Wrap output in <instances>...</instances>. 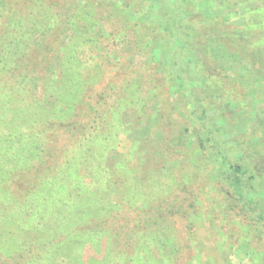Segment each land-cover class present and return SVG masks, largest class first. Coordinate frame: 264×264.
<instances>
[{
  "label": "trees",
  "instance_id": "16d2710c",
  "mask_svg": "<svg viewBox=\"0 0 264 264\" xmlns=\"http://www.w3.org/2000/svg\"><path fill=\"white\" fill-rule=\"evenodd\" d=\"M138 4L153 22L149 21L152 34H141L137 40L132 24L140 23L126 16L131 11L127 0L110 2L116 13L112 18L99 16L91 0H0V76L32 85V96H26L32 103L18 111L17 127H7L0 135V264H55L59 259L67 264H192L177 259L173 253L177 243L171 236L161 239L163 249L172 255L167 261L150 258L148 247L138 241L133 253L124 251L119 242L126 234L113 236L106 226L133 219L128 213L121 215L119 206L133 204L125 199L134 171L122 157L106 162L117 134H128L124 113L131 110L144 117L150 112L154 119L172 99L185 100V120L199 137L195 147L210 150L204 168L192 172L189 187L200 189L202 178L213 172L214 186L222 188L221 202L212 203L216 212L212 219L199 210L202 204L189 205L186 211L194 212L189 215L178 205L180 195L175 193L176 200L169 203L164 193L170 184L154 179L148 188H162L165 199L158 190L156 198L155 193L143 195L148 209L168 206L166 216L182 213L187 224L193 219L202 225L224 221L226 211L236 212L237 232L223 227L216 237L235 238L247 246L248 264H264V150L246 147L216 127L222 111L215 110L214 95L222 84L205 78L203 65L191 59L196 46L188 27L193 19L185 16L184 4L177 0L160 1L158 6L152 0ZM121 15L127 21L118 30L115 19ZM161 25L165 29L160 36ZM161 45L167 46L165 58ZM12 86L0 83V95L8 97ZM28 111L33 112L34 127H26ZM193 151L190 156H195ZM117 191L125 194L123 200L114 196ZM82 220L101 229L84 228ZM189 240L178 247L185 250Z\"/></svg>",
  "mask_w": 264,
  "mask_h": 264
},
{
  "label": "rangeland",
  "instance_id": "374dc122",
  "mask_svg": "<svg viewBox=\"0 0 264 264\" xmlns=\"http://www.w3.org/2000/svg\"><path fill=\"white\" fill-rule=\"evenodd\" d=\"M91 1L95 3V11L99 16L108 15L112 18L116 13L109 7L110 2L122 0ZM139 1L127 0L131 5V11L126 13L132 21L136 20L140 23L139 26L132 24L133 32H137V40L141 34H152L149 28L152 17L141 13L138 8ZM152 1L158 6L160 1L170 2L171 0ZM177 1L184 4L185 16H191L193 19L192 27H188L191 41L196 46L191 59L203 65L205 78L208 76L211 80L222 84L214 95L218 97V100L214 102V108L215 110L220 108L222 111V120L216 127H220L226 137H234L233 140L243 142L246 147L264 150V0ZM137 13L141 15L137 16ZM126 16L116 17L115 23L118 30L127 21ZM162 27L165 29L162 25L158 29L160 36ZM160 36L155 39L156 42L161 39ZM129 47L133 48L131 45ZM160 47L165 58L168 54L167 46ZM158 51L160 53V50ZM16 79L0 76V83L6 82L13 85L10 87L12 92L8 97L0 95V135L7 127H17V116H21V112L18 113V111L24 112L26 108H29L27 102L30 100L26 96H32V85L17 84ZM213 81H210L211 84H215ZM176 90L171 93L172 97L176 96L174 94ZM206 91L205 96L208 98L211 94L209 90ZM221 91L225 92L220 97ZM226 93H229L232 98ZM183 102H174L172 99L170 103L159 108L154 119L149 117L150 112H147L144 117L136 111L128 110L124 113L122 123L124 128H127L128 134L120 132L117 134L115 150L107 156L106 162L112 164L122 157L127 167L134 171V174L128 177L130 190L129 197L125 199L133 204L119 206L121 215L128 213L133 219L129 223H110L106 226L110 227L109 232L113 236L115 233L121 234L120 232L122 237L126 234L125 240L119 242V247H122L124 251L126 249L133 253L135 247H138V241L148 247L150 258L160 256L164 260L171 261L172 255H168L161 246V239L171 236L170 238L177 243L178 251L175 248L173 253H177L178 260H191L192 264H195V259L200 260L197 264H248L247 246L237 242L235 238L230 239L229 235L222 238L216 237L217 231L223 227L227 231L235 228L237 232L239 222L234 217L236 212L226 211L224 221L218 223L205 222L202 225L201 222L188 219L190 224H187V219L181 218L182 213L180 217L172 216L170 212L166 216L164 208L168 206L149 210V203L147 204L143 198V195L149 198L158 190L159 197L165 199L159 192L162 188L154 187V190L151 186V189L148 188L149 183L155 179L154 181L162 185L170 184L171 189L164 193L169 203L176 200V194L182 197L181 203H178V205L182 204V212L189 209L187 208L189 205L194 207L196 204H202L199 210L207 215V219H212L211 217L216 215L215 206L212 203L221 202L222 188L214 186L216 181L214 182L210 176L213 172L210 171L209 175L202 178L200 189L189 187L192 172L196 174V170L204 168L209 159L210 150L208 148L202 151L196 148L198 145L195 147L199 137L185 120ZM180 104V110H174V107H179ZM26 115V119H30V126L28 123L26 127H34L31 126L34 121L33 112L28 111ZM132 145L135 148L133 152H131ZM192 148L193 152H196L195 156H190ZM116 194L122 200L125 198V194L120 195L118 191L114 193V196ZM115 210L117 214L120 213L118 209ZM186 212L189 215L194 213L192 210ZM146 213L147 218H145ZM81 225L91 229L96 226L92 221L84 222L83 220ZM99 229H101L99 226L95 228L96 231ZM194 236L197 239L191 242ZM187 237L190 238L188 246L182 250V247L178 245L185 242ZM55 264H67V262L65 259H59Z\"/></svg>",
  "mask_w": 264,
  "mask_h": 264
}]
</instances>
